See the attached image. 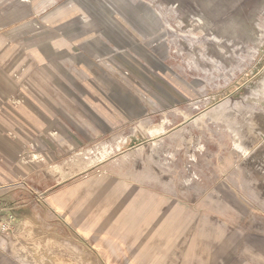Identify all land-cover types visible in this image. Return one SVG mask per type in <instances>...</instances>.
<instances>
[{"label":"rangeland","instance_id":"374dc122","mask_svg":"<svg viewBox=\"0 0 264 264\" xmlns=\"http://www.w3.org/2000/svg\"><path fill=\"white\" fill-rule=\"evenodd\" d=\"M0 12L28 13L35 34L71 49L65 64L94 66L77 79L83 100L61 109L60 124L103 126L90 97L122 120L99 146L116 149L115 164L93 170L105 173L98 183L108 195L123 191L132 213H147L121 256L130 264H264V0H0ZM100 150L73 157L94 166ZM139 191L145 208L134 202ZM26 192L19 189V203ZM118 198L107 196L109 204ZM25 219L15 227L3 220L0 264H105L100 256L113 251L100 241L106 249L96 253L58 222Z\"/></svg>","mask_w":264,"mask_h":264},{"label":"crops","instance_id":"0c3cea01","mask_svg":"<svg viewBox=\"0 0 264 264\" xmlns=\"http://www.w3.org/2000/svg\"><path fill=\"white\" fill-rule=\"evenodd\" d=\"M20 3L27 5L26 1ZM60 41L46 31L35 34L28 13L4 16L0 12V231L3 227L7 230L4 219L15 227L35 216L38 221L49 225L58 222V227L73 230L98 254L113 245L107 257L100 256L105 264H130L132 258L121 256L126 255L124 238H129L132 228L145 226L147 213H132V199L124 197L123 191L108 195L106 183H98L106 179L105 173L93 171L101 163L115 164L116 160L108 159L116 149L109 152L99 146L116 126L124 125L97 97L88 99L96 105V116L103 126L90 122L91 129L84 132L64 121L60 124L62 110L77 108L83 100L77 79L85 70L94 71L92 64H65L73 52ZM93 146L101 148L94 166H87L83 155L74 159L75 152L83 154L85 148ZM48 165H53L52 170ZM20 188L27 191L24 203L18 200ZM140 192L137 196L142 195L143 200L134 202L145 208L146 196ZM114 194L121 199L109 204L107 196L114 198ZM116 204L122 205L121 210ZM100 241L106 246L103 250L94 245Z\"/></svg>","mask_w":264,"mask_h":264},{"label":"built area","instance_id":"2783aa9c","mask_svg":"<svg viewBox=\"0 0 264 264\" xmlns=\"http://www.w3.org/2000/svg\"><path fill=\"white\" fill-rule=\"evenodd\" d=\"M3 229H5V228L3 227Z\"/></svg>","mask_w":264,"mask_h":264},{"label":"bare ground","instance_id":"6f19581e","mask_svg":"<svg viewBox=\"0 0 264 264\" xmlns=\"http://www.w3.org/2000/svg\"><path fill=\"white\" fill-rule=\"evenodd\" d=\"M201 14V13H200Z\"/></svg>","mask_w":264,"mask_h":264}]
</instances>
